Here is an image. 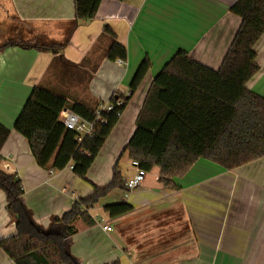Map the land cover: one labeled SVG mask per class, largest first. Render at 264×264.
Here are the masks:
<instances>
[{
  "label": "crops",
  "instance_id": "obj_1",
  "mask_svg": "<svg viewBox=\"0 0 264 264\" xmlns=\"http://www.w3.org/2000/svg\"><path fill=\"white\" fill-rule=\"evenodd\" d=\"M234 2L101 0L95 17L79 22L55 54L19 47L0 52V125L9 130L0 169L21 181L22 202L36 225L61 232L51 218L69 212L93 187L106 186L115 165L123 182L134 175L124 149L154 77L178 51L217 70L240 25L229 12ZM73 19V0H0V45L35 37L62 42ZM113 41L125 48L124 62L106 58ZM254 52L258 71L245 87L264 97V34ZM144 59L150 68L130 93ZM35 87L89 111L114 95L127 98L84 180L69 168L52 174L39 168L27 142L13 130ZM158 174L154 167L136 189H114L95 205L80 206L84 216L73 221L74 234L66 244L77 264H264V158L232 170L199 159L183 177L172 180L173 187L162 186ZM119 202L132 211L109 217L104 207ZM103 225L111 231H103ZM15 233L0 191V241ZM0 264H14L1 248Z\"/></svg>",
  "mask_w": 264,
  "mask_h": 264
},
{
  "label": "trees",
  "instance_id": "obj_2",
  "mask_svg": "<svg viewBox=\"0 0 264 264\" xmlns=\"http://www.w3.org/2000/svg\"><path fill=\"white\" fill-rule=\"evenodd\" d=\"M100 2L73 0L74 19L62 42L45 43L37 37L30 42L15 40L0 45V52L19 47L55 54L68 43L79 22L95 17ZM229 12L240 19V25L219 68L209 69L190 60L185 52L175 53L154 77L125 146L128 158L138 162L140 169L149 173L158 168V181L164 187H173L172 180L183 177L199 159L232 170L264 158V97L245 87L258 71L254 45L264 34V0H235ZM105 56L124 62L126 50L113 41ZM149 68L144 59L131 80L130 93L136 91ZM116 98L123 100V106L103 114L105 123L98 126L97 133L77 143L59 121L60 113L70 107L81 118L93 121L94 110L69 106L64 98L35 87L13 130L27 142L39 168L61 172L71 166L72 173L84 180L119 119L117 114L127 104V98L119 95L110 101ZM8 135L9 130L0 125V150ZM114 189L126 191L116 165L106 186L93 187L92 194L73 203L69 212L51 218L52 224L62 226L61 232L43 231L22 202L21 181L0 169V191L16 230L14 236L0 241V248L14 264H77L66 244L74 234L73 221L84 216L80 206L91 207ZM103 210L115 218L132 211V206L119 202Z\"/></svg>",
  "mask_w": 264,
  "mask_h": 264
},
{
  "label": "built area",
  "instance_id": "obj_3",
  "mask_svg": "<svg viewBox=\"0 0 264 264\" xmlns=\"http://www.w3.org/2000/svg\"><path fill=\"white\" fill-rule=\"evenodd\" d=\"M119 62H122L119 60ZM129 97V94L128 96ZM123 106V100L121 98H116L113 102L109 101L103 104H100L94 110V120L88 121L70 110H64L59 115V121L62 123L64 128L68 131H71L75 135V140L77 143H81L86 137L91 138L97 133L98 126L105 123V119L102 118L103 114H108L116 109H120ZM121 114H117L120 116ZM131 167L135 170L134 175L124 181V187L126 189L125 193L136 189L144 181L147 173L139 168V164L136 161H131ZM70 170L71 166H68ZM52 174L53 171H50ZM102 230L105 232H110L111 228L107 225L102 226Z\"/></svg>",
  "mask_w": 264,
  "mask_h": 264
}]
</instances>
